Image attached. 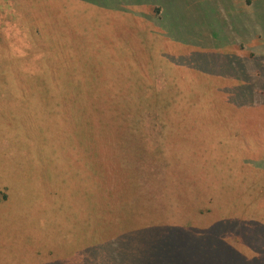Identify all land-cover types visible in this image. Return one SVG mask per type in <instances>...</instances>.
<instances>
[{
	"label": "rangeland",
	"instance_id": "rangeland-1",
	"mask_svg": "<svg viewBox=\"0 0 264 264\" xmlns=\"http://www.w3.org/2000/svg\"><path fill=\"white\" fill-rule=\"evenodd\" d=\"M248 1L0 0V264H264L252 80L221 79L233 47L195 44L264 20Z\"/></svg>",
	"mask_w": 264,
	"mask_h": 264
},
{
	"label": "crops",
	"instance_id": "crops-1",
	"mask_svg": "<svg viewBox=\"0 0 264 264\" xmlns=\"http://www.w3.org/2000/svg\"><path fill=\"white\" fill-rule=\"evenodd\" d=\"M251 2L248 1L247 6H250ZM156 9V15H160V7H156ZM215 30L218 31V29ZM233 36L232 41L224 40L220 43L217 36L208 35V37L215 39L206 42L207 36L200 35L199 37L197 35L195 36L197 37L195 44L212 50L218 48L222 50L227 46L233 47L235 50L234 64L230 61L228 65H225L226 69L221 70L219 74H221V79L252 80L251 87L244 85L238 89L236 98L239 106L245 107L246 113L253 116L258 115L257 132L262 133L260 141L264 145V125L262 121L264 117V20H257L255 14L247 15L245 25L238 26L237 33H234ZM222 69H224V66ZM248 89L250 94H247Z\"/></svg>",
	"mask_w": 264,
	"mask_h": 264
},
{
	"label": "trees",
	"instance_id": "trees-1",
	"mask_svg": "<svg viewBox=\"0 0 264 264\" xmlns=\"http://www.w3.org/2000/svg\"><path fill=\"white\" fill-rule=\"evenodd\" d=\"M163 125H164V128L167 126L166 124H163ZM158 126L160 127V124H151V125H146V126L143 125L142 126L143 129L145 128L146 130H143V132L141 133V139H144V138H147L148 139V138L151 137V135L153 133L154 134H157L156 130H157V127ZM134 131L137 132L139 130H134ZM160 132H161V130H160ZM159 135H160V133H159ZM133 170H135L134 167H133ZM142 170H143V172H137V171H135V172H136V174L144 175L143 176V179L140 180V183L142 184V186L144 185V188L143 189L144 190H147V191H145L146 194H151V190H153L152 193H153V195H155L154 198L156 197L155 198V201L156 202H159V200L162 198L161 192L158 191L159 190V188H158V182H159V180L157 181V179L155 180V179L146 178V175H151L154 171L147 172L145 170V166H143V169ZM171 205L174 206V204H171ZM164 209H165V211H163ZM163 210H162V213H163L162 215L166 219L175 221V223L178 220H184L185 219V217L183 218L184 213L186 214V217L191 218L190 212L187 213V212L183 211V209H180L178 207L170 208L168 210L166 208H163ZM197 210L200 211L201 208L199 206H197ZM238 226H241V225H235L234 227H238ZM166 231H167V233H165L164 236L165 237H168L169 236V238H179V237H181V236L184 235L182 227H177V226L168 227V229ZM244 234H245L244 235V242L248 243L249 246H251V245H254L255 246V243H257L258 241L257 242H252L250 240L248 241V237L254 236L255 233L247 232V233H244ZM234 240L237 243V240L236 239H234ZM259 250H260V252H262L261 249H259Z\"/></svg>",
	"mask_w": 264,
	"mask_h": 264
}]
</instances>
